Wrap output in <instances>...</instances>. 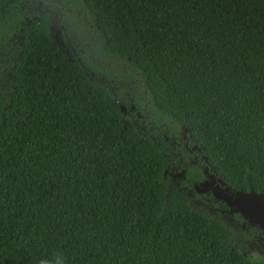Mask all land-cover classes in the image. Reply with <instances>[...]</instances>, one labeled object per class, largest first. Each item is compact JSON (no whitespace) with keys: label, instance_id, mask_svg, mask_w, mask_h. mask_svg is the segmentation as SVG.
<instances>
[{"label":"trees","instance_id":"obj_1","mask_svg":"<svg viewBox=\"0 0 264 264\" xmlns=\"http://www.w3.org/2000/svg\"><path fill=\"white\" fill-rule=\"evenodd\" d=\"M54 1L89 43L85 66L54 39ZM115 63L194 162L264 197V0H0V264L53 251L67 264H264L190 203L165 147L90 77L133 78Z\"/></svg>","mask_w":264,"mask_h":264},{"label":"rangeland","instance_id":"obj_2","mask_svg":"<svg viewBox=\"0 0 264 264\" xmlns=\"http://www.w3.org/2000/svg\"><path fill=\"white\" fill-rule=\"evenodd\" d=\"M54 2V39L66 51L70 59L85 66L86 56L90 52L86 48L89 43L86 44L81 36L72 29V24L66 20L65 12L58 7L57 1ZM118 68L121 71H127V74L129 72L128 75L133 78H123L120 75L109 77L105 74L98 75L95 73H92L90 77L95 81L108 85L114 93H119L121 97L125 98L126 104L122 100L120 102L124 113L134 116L138 127L148 134L154 135L158 142L165 147L171 160L168 171L171 182L189 196L190 203L199 210L222 218L233 229L235 233L234 241L243 253L252 256L255 260L264 259L263 224L250 218L237 205L230 207L226 199L228 198L233 202L241 199L251 207H255V203L260 199V196L242 194L225 187L220 180L202 168L197 160L194 162L183 144L169 138L163 132V126L152 120L151 114L145 105L143 108L144 114L139 112L134 103L136 91L143 92V89L137 83V78L140 79V77L136 76L128 66H121L118 63L109 64L108 70H118Z\"/></svg>","mask_w":264,"mask_h":264},{"label":"flooded vegetation","instance_id":"obj_3","mask_svg":"<svg viewBox=\"0 0 264 264\" xmlns=\"http://www.w3.org/2000/svg\"><path fill=\"white\" fill-rule=\"evenodd\" d=\"M226 199L230 207H234L235 205H237L239 208L243 210V212H245L246 215H248L252 219L258 220L264 226V198L263 197L260 196V199L256 201L255 203V207H251L250 205L246 204V202H243L241 199L235 202H233L232 200H229L228 198Z\"/></svg>","mask_w":264,"mask_h":264},{"label":"clouds","instance_id":"obj_4","mask_svg":"<svg viewBox=\"0 0 264 264\" xmlns=\"http://www.w3.org/2000/svg\"><path fill=\"white\" fill-rule=\"evenodd\" d=\"M38 264H67V258L61 251H53L51 255L41 257Z\"/></svg>","mask_w":264,"mask_h":264},{"label":"water","instance_id":"obj_5","mask_svg":"<svg viewBox=\"0 0 264 264\" xmlns=\"http://www.w3.org/2000/svg\"><path fill=\"white\" fill-rule=\"evenodd\" d=\"M262 197V196H261ZM264 198V197H263Z\"/></svg>","mask_w":264,"mask_h":264}]
</instances>
